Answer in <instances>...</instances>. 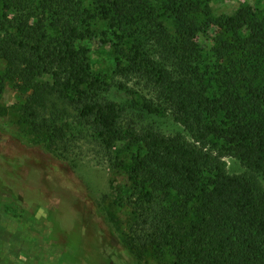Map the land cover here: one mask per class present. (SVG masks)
I'll use <instances>...</instances> for the list:
<instances>
[{"label": "trees", "instance_id": "16d2710c", "mask_svg": "<svg viewBox=\"0 0 264 264\" xmlns=\"http://www.w3.org/2000/svg\"><path fill=\"white\" fill-rule=\"evenodd\" d=\"M211 1L163 0L165 13L175 22L171 33L148 0H109L96 12L84 8L83 0H42L38 7L34 0H2L0 59L8 67L7 74L0 75V91L7 78L32 89L26 112L36 130L51 126L42 119L49 121L46 96L54 95L68 101L106 145L141 144L130 169L134 194L143 198L136 208L138 225L148 230L150 241L169 247L175 264H264V73L256 70L250 78L245 68L225 64L234 46L264 65V27L248 9L203 20ZM38 9L42 16L36 20ZM14 10L19 14L10 17ZM95 18L107 20L115 33L120 29L121 41L132 38L128 51L117 45L120 74L140 72L189 135L127 128L125 109L100 95L108 84L91 70L88 48L77 45L93 34ZM46 19L48 26L59 28V35L49 32ZM209 33L233 37L232 46L215 50L218 62L211 71L203 68L200 44L201 36ZM150 36L174 59L175 69L161 66L148 54L145 40ZM44 75L49 81L37 82ZM52 139L54 132L43 145L30 144L54 155ZM35 156L32 164L40 170L42 161ZM226 156L239 158L245 171L229 173ZM25 158L31 156L25 154L21 161ZM3 182L0 177V191L6 187ZM64 186L73 191V185ZM87 192L86 202L91 203ZM167 196H174L171 203ZM11 198L0 197V202L6 199L3 214L28 212ZM191 210L194 218L187 225Z\"/></svg>", "mask_w": 264, "mask_h": 264}, {"label": "rangeland", "instance_id": "374dc122", "mask_svg": "<svg viewBox=\"0 0 264 264\" xmlns=\"http://www.w3.org/2000/svg\"><path fill=\"white\" fill-rule=\"evenodd\" d=\"M41 1L34 0L35 6ZM108 1L83 0L82 4L90 12H96L102 2ZM162 1L148 0V3L155 7L160 20L173 33L175 22L165 13ZM241 9H248L264 27V0H212L208 14L203 13L202 19L232 15ZM3 12L0 0V17ZM18 14L15 10L9 11L10 17ZM38 16H42L39 9L34 19ZM45 22L48 26L49 19ZM91 28L93 34L78 40L77 45L88 48L91 70L108 84L100 95L125 109V126L154 127L165 134L189 135L185 126L175 120L171 107L159 97L157 89L140 72L129 77L120 74L117 64L121 54L117 52V45L128 51L132 38L126 36L121 41L117 37L121 30L115 33L108 21L101 18H95ZM48 30L52 35L60 34L59 28L48 26ZM9 31L16 32V28ZM216 33L200 38L203 68L208 71L218 62L215 50L233 41L232 35L219 33L216 38ZM145 43L155 61L165 68L175 69L174 59L157 44L154 36L147 37ZM229 62H234L239 70L245 68L250 78L255 76L256 70L264 73L260 61L234 46L225 64ZM7 67V61L0 59V75L7 74ZM49 79L44 75L37 78V82ZM247 89L243 85L242 92ZM32 92L16 78L5 79L0 91V177L5 180L2 185L6 186L0 191V197L14 196L12 201L21 202L29 209L23 215L12 217L2 213L6 199L0 202V264H175L169 247L150 241L148 230L138 225L136 208L143 198L134 194L130 169L134 156L143 146L130 141L106 145L91 126L81 121L68 101L54 95L46 96L44 110L49 121L42 119L45 125L51 126L36 130L26 112L27 104L32 102ZM53 132L54 155L30 144L43 145L44 140L52 138ZM25 154L31 158L22 162ZM32 154L42 161L40 170L32 164ZM225 159L229 173L245 171L239 158L226 156ZM55 168L64 175L55 173ZM260 178L264 183V173ZM65 183L73 185L72 192ZM87 191L91 203L86 202ZM174 196L166 198L171 203ZM193 218L191 210L186 224Z\"/></svg>", "mask_w": 264, "mask_h": 264}]
</instances>
